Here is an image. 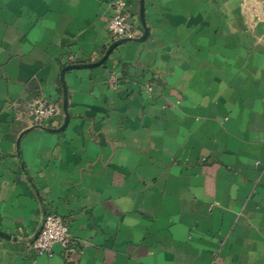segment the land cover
<instances>
[{"label":"crops","instance_id":"1","mask_svg":"<svg viewBox=\"0 0 264 264\" xmlns=\"http://www.w3.org/2000/svg\"><path fill=\"white\" fill-rule=\"evenodd\" d=\"M116 2L147 38L61 79ZM63 85L66 127L28 130ZM43 209L66 254L19 241ZM0 264H264V0H0Z\"/></svg>","mask_w":264,"mask_h":264},{"label":"built area","instance_id":"2","mask_svg":"<svg viewBox=\"0 0 264 264\" xmlns=\"http://www.w3.org/2000/svg\"><path fill=\"white\" fill-rule=\"evenodd\" d=\"M114 7L113 14L107 23V31L112 41L131 36V13L122 3L111 4ZM118 77L111 73L108 83L111 87L118 84ZM59 115V107L46 100H37L28 106V118L32 126H50ZM72 240L67 218L56 213L46 212L42 229L38 236L28 247L36 256L52 257L55 246H59L64 254L69 252Z\"/></svg>","mask_w":264,"mask_h":264},{"label":"water","instance_id":"3","mask_svg":"<svg viewBox=\"0 0 264 264\" xmlns=\"http://www.w3.org/2000/svg\"><path fill=\"white\" fill-rule=\"evenodd\" d=\"M142 12H143V6L141 4L140 13L142 14ZM143 30H144V34L142 36L137 37V38L127 37V38H123V39H119V40L114 41L109 46V48L105 51V53L103 54L101 59L95 63L85 64V65H71V66L65 67L61 72V79L63 78L64 72L67 70L74 69V68H80V67L93 68V67H97V66L102 65L107 60V58L110 55V53L112 52V50L118 44H121L123 42H128V41H137V42L144 41L147 38V31H146L144 24H143ZM63 113H64V117H65V122H64L63 126L59 129L50 130V129H47V128L42 127V126H31L28 130L38 128V129H45V130L53 131V132H60L61 130H63L66 127L67 122H68V114H67V96H66V90L64 88V85H63ZM45 213H46V211H45V209H43L42 214H41L40 223H39V228L36 231V233L33 234L32 236L28 237V238L20 239L19 241L23 242L24 244H27V243H30L33 240H35V238L38 236V234L40 233V231L42 229V225H43L44 218H45Z\"/></svg>","mask_w":264,"mask_h":264}]
</instances>
